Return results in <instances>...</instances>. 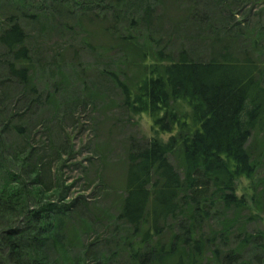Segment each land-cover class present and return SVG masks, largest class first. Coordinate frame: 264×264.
<instances>
[{
	"label": "trees",
	"instance_id": "obj_1",
	"mask_svg": "<svg viewBox=\"0 0 264 264\" xmlns=\"http://www.w3.org/2000/svg\"><path fill=\"white\" fill-rule=\"evenodd\" d=\"M3 2L10 14L0 21V264H264V175L258 177L262 163L251 147L256 134L264 138L263 2ZM54 4L73 18L81 12L79 22L105 23L114 14L105 28L109 42L97 49L88 40L97 35L85 30L80 47L122 53L120 59L138 69L134 80L107 71L122 91L125 110L148 116L152 132L127 150L125 180L112 209H97L83 195L70 197L71 187L55 169L67 162L65 155L73 157L71 138L55 147L48 134L49 146L39 148L15 103L23 102L28 113L53 115L72 103L74 90L61 87L67 69L61 62L46 97L36 80L41 57L34 45L53 25L62 32L74 29L55 25ZM158 8L163 12L156 18ZM171 16L176 29H197L209 46L207 59H196L191 46L177 59L152 50L166 33L158 24ZM89 98L95 101L98 94ZM101 179L96 190L105 187ZM242 180L249 185L240 191ZM254 223L261 227L251 233ZM233 236L242 240L229 249Z\"/></svg>",
	"mask_w": 264,
	"mask_h": 264
},
{
	"label": "rangeland",
	"instance_id": "obj_2",
	"mask_svg": "<svg viewBox=\"0 0 264 264\" xmlns=\"http://www.w3.org/2000/svg\"><path fill=\"white\" fill-rule=\"evenodd\" d=\"M259 1L264 4V0ZM198 5L201 11L205 9L201 2ZM260 7L264 8V5L261 4ZM7 9V2H3L0 7V21H3L10 14ZM52 12H54L52 16L54 20L57 19L55 25H58V28L65 23L71 24L74 29L69 32L66 30L62 32L59 29L55 30L53 25L52 28H49L48 37L34 45L38 48V56L41 57L38 61L40 66L37 67L38 71L36 70V80L39 90L46 97L49 91L54 90L55 80L53 77L54 72L57 71L54 66L61 62L59 65L63 66L64 69L67 68L63 72L66 80L61 87L64 91L68 90L69 94L74 90L69 100L74 104L69 102L56 115H53L43 114L38 110L28 113L25 111L23 102L17 103L15 101V98H18V93L12 95L11 99L12 102L15 101L18 104L19 111L25 113L30 137H32L34 144H38L39 148L46 149L49 146V136H51L55 147H58L66 137L71 138L68 147H72L73 157L68 158V155H65L63 158L67 162L59 169L58 167L55 169L66 182V187H71L70 197L83 195L97 209H112L116 202V190L121 187L125 180L124 163L127 150L133 141L148 139L152 132H150L151 121L148 116H131L125 110L122 91L107 71L115 72L120 76L124 72L130 79L134 80L138 75V69L132 66L129 60H121L122 53L112 56L105 54L101 49L92 50L91 48L82 49L80 47L87 31L97 35L96 38H88L91 41L93 39V44L97 49L109 42L110 34L108 33L110 32L106 31L105 28L114 22L111 19L115 16L114 14H108L106 20L109 22L103 23L94 20L89 22L87 18L79 22L81 12L77 11L73 18V15H69L67 8H60L59 4L52 6ZM162 12L163 9L158 8L155 17H160ZM181 16L178 17L177 15L178 19ZM165 18L163 24H158L159 32L166 31L165 37L161 36V39H158L157 46L155 43L152 48L153 51H161L164 56L171 54L173 59H177L180 50L191 46L196 59H207L210 53L209 46L194 33L197 29L193 30L194 32L189 27L188 30L185 27H182L181 30L176 29L174 25L176 18L174 19L173 16H171L172 19ZM80 24L84 26L83 30L77 26ZM104 30L107 34L104 33ZM189 32L192 35L188 37L186 34ZM147 33L146 28H143L142 34ZM32 35L38 40L36 33ZM110 43L113 44L112 39ZM167 43H170V47H167ZM184 43L186 44L182 46ZM75 51L76 55L73 56ZM102 73H104L103 76L100 75ZM57 79L58 83L60 79L59 77ZM67 85L70 87L68 88ZM89 94H98V98L94 99L95 101H90L91 98L88 99ZM68 95L64 94L63 96L67 98ZM85 101H90V104L85 107L81 106ZM251 147L256 153L255 161L262 163L258 170V177L261 178L264 175V138L256 134L251 142ZM101 178L104 179V190L100 187L96 190V187L103 183ZM239 185L241 191L249 184L242 180ZM108 188L111 190L105 192ZM260 227V224L254 223L249 227V230L254 233ZM241 240L235 236L231 237L228 241L229 249L234 248ZM247 256L248 254L244 253L243 257L247 258Z\"/></svg>",
	"mask_w": 264,
	"mask_h": 264
}]
</instances>
